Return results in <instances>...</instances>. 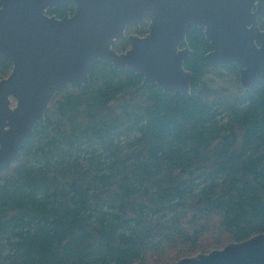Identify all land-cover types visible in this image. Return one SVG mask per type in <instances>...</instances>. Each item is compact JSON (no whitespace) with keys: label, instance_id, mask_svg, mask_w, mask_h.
I'll return each mask as SVG.
<instances>
[{"label":"trees","instance_id":"obj_1","mask_svg":"<svg viewBox=\"0 0 264 264\" xmlns=\"http://www.w3.org/2000/svg\"><path fill=\"white\" fill-rule=\"evenodd\" d=\"M187 41L188 97L103 62L55 96L0 170V264H172L264 234V79Z\"/></svg>","mask_w":264,"mask_h":264},{"label":"water","instance_id":"obj_2","mask_svg":"<svg viewBox=\"0 0 264 264\" xmlns=\"http://www.w3.org/2000/svg\"><path fill=\"white\" fill-rule=\"evenodd\" d=\"M69 3L72 15H48ZM144 21L148 33L130 35V48L116 51L127 28ZM195 28L210 42L207 60L236 64L243 89L264 79V0H0V63L12 65L0 80V170L44 124L61 90L88 87L96 62L143 75L144 84L165 93L190 96L185 61L192 54L187 35ZM172 264H264V234Z\"/></svg>","mask_w":264,"mask_h":264},{"label":"flooded vegetation","instance_id":"obj_3","mask_svg":"<svg viewBox=\"0 0 264 264\" xmlns=\"http://www.w3.org/2000/svg\"><path fill=\"white\" fill-rule=\"evenodd\" d=\"M72 4V3H71ZM62 9V7L61 8H58V9H53V10H49L48 11V15H50V16H56L57 18H63V17H65L66 15H72L73 13H74V10H75V5L73 4V7H71V9H69V10H65V12L62 14L63 16L62 17H60V13H62L61 10ZM59 12V13H58ZM261 22H262V18L261 17H259V26L262 28V25H261ZM128 29V31L130 30V31H135V32H139V29H136V28H132V27H129V28H127ZM139 34V33H138ZM126 36H127V30H126ZM129 36V35H128ZM124 39V38H123Z\"/></svg>","mask_w":264,"mask_h":264},{"label":"rangeland","instance_id":"obj_4","mask_svg":"<svg viewBox=\"0 0 264 264\" xmlns=\"http://www.w3.org/2000/svg\"><path fill=\"white\" fill-rule=\"evenodd\" d=\"M130 35H139V36H141L140 34H138V33L135 32V31H131V32H130ZM119 52H121V51H119ZM239 84H240V82H239Z\"/></svg>","mask_w":264,"mask_h":264}]
</instances>
